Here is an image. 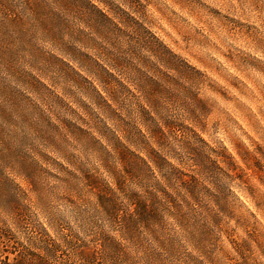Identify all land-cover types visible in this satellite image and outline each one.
<instances>
[{
    "label": "rangeland",
    "instance_id": "374dc122",
    "mask_svg": "<svg viewBox=\"0 0 264 264\" xmlns=\"http://www.w3.org/2000/svg\"><path fill=\"white\" fill-rule=\"evenodd\" d=\"M19 2L0 0V139L12 154L3 174L29 193L32 186L18 175L22 168L34 171L39 193L45 190L47 200L41 202L37 194H31L25 202L31 214L50 207L47 202L54 197V187H65L63 182L73 192V203L81 198L95 205L87 183L79 180L83 176L79 163L89 175L105 173L93 139L100 141L98 129L113 127L115 121L104 116H109L106 110L91 105L97 96L87 81L91 84L93 78L89 68L81 69L69 60L73 57L66 47L70 39L63 33L58 38L49 33L58 24L56 3L42 2L32 18L25 7L18 10L17 15L25 11L34 25L23 35L13 21L18 17L7 21L9 11L3 12L4 5ZM135 11L132 15L182 59L186 70L181 77L176 73V91L153 94L181 120L187 118L188 107H196L202 123L195 129L212 147L230 155L237 167L230 177L218 173L216 182L207 184L204 204L214 210L215 195L220 192L226 204L218 218L220 225L212 226L215 238L206 243L207 252H197L193 240L184 241L194 229L174 235L180 242L178 254L187 260L181 263L186 264L192 255L200 260L208 256L207 264H264V0H136ZM94 39L91 52L84 48L89 47L86 43L79 46L108 63L100 54L105 42L98 36ZM144 53L157 64L156 58ZM196 98L206 104V110L196 105ZM136 104L127 107L133 109ZM36 107L44 109L51 122H35ZM219 166L227 167L221 161ZM15 186L7 188L11 192ZM2 188L0 184V227L7 222L11 228L6 212L10 201L3 198ZM68 200H55L51 206L61 219L73 221V210L66 208L71 206ZM16 238L24 242L22 234Z\"/></svg>",
    "mask_w": 264,
    "mask_h": 264
},
{
    "label": "trees",
    "instance_id": "16d2710c",
    "mask_svg": "<svg viewBox=\"0 0 264 264\" xmlns=\"http://www.w3.org/2000/svg\"><path fill=\"white\" fill-rule=\"evenodd\" d=\"M19 1L12 7L4 5L3 12L9 11L7 21L17 16L13 21L27 35L34 25L25 11H31L30 18L38 15L41 3L47 0H24V6L23 0ZM53 1L58 7V24L49 28V33L55 38L63 33L70 39L66 47L73 57L69 60L81 69L89 68L93 78L91 84L87 81L97 96L91 105L106 110L109 116H104L115 121L113 127L98 129L100 141L93 139L106 177L89 175L79 163L83 175L79 180L87 183L95 205L81 198L73 203V192L63 182L65 187H54V197L47 202L50 207L31 214L25 202L31 194H37L41 202L47 200L45 190L39 193L33 170L22 168L18 175L32 186L30 194L3 174L12 154L0 139V184L3 198L10 201L6 212L12 225L9 228L5 222V227H0V264H182L186 259L178 254L180 242L173 237L177 231L180 235L190 229L194 230L184 241L193 240L192 246L204 254L206 243L215 238L212 226L220 225L218 218L226 209L221 192L215 195L214 210L204 204L207 184L216 182L218 173L230 177L237 167L230 155L212 147L195 129L202 123V113L196 107H188L187 118L181 120L153 94L176 91V73L181 77L186 72L182 59L132 15L136 0ZM24 7L26 19L23 12L17 15ZM97 36L105 42L100 54L108 63H102L97 54L83 52L84 48L93 50ZM85 43L89 47L79 46ZM144 51L156 58L157 64ZM67 65L85 82L70 63ZM173 84L175 88L170 87ZM195 101L206 110L203 101ZM135 102L138 105L133 109L127 107ZM35 113V122H51L44 109L36 107ZM220 161L227 167L221 168ZM11 186L15 187L10 192L7 187ZM60 199H69L71 206L66 208L73 210V221L61 219L53 211L51 205ZM18 233L24 242L17 241ZM190 256L186 264L210 263L208 256L203 260Z\"/></svg>",
    "mask_w": 264,
    "mask_h": 264
}]
</instances>
